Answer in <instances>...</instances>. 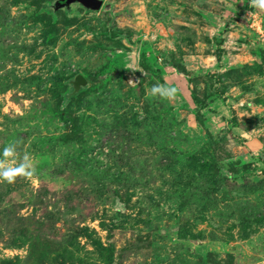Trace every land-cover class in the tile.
<instances>
[{
	"label": "rangeland",
	"instance_id": "rangeland-1",
	"mask_svg": "<svg viewBox=\"0 0 264 264\" xmlns=\"http://www.w3.org/2000/svg\"><path fill=\"white\" fill-rule=\"evenodd\" d=\"M260 31L253 0H0V149L36 167L0 264H264Z\"/></svg>",
	"mask_w": 264,
	"mask_h": 264
},
{
	"label": "clouds",
	"instance_id": "clouds-1",
	"mask_svg": "<svg viewBox=\"0 0 264 264\" xmlns=\"http://www.w3.org/2000/svg\"><path fill=\"white\" fill-rule=\"evenodd\" d=\"M253 5L264 9V0H253ZM149 91L154 97L174 99L177 90L163 84H154ZM35 173L36 167L31 154L25 152L20 156L14 142L0 149V180L11 184L18 177H33Z\"/></svg>",
	"mask_w": 264,
	"mask_h": 264
},
{
	"label": "water",
	"instance_id": "water-1",
	"mask_svg": "<svg viewBox=\"0 0 264 264\" xmlns=\"http://www.w3.org/2000/svg\"><path fill=\"white\" fill-rule=\"evenodd\" d=\"M73 3H78L88 10L96 11L101 7L102 0H63L64 7L70 6ZM69 84L71 85V95L75 96L87 86V80L81 74H77L73 80L69 81Z\"/></svg>",
	"mask_w": 264,
	"mask_h": 264
},
{
	"label": "trees",
	"instance_id": "trees-1",
	"mask_svg": "<svg viewBox=\"0 0 264 264\" xmlns=\"http://www.w3.org/2000/svg\"><path fill=\"white\" fill-rule=\"evenodd\" d=\"M64 7V6H63ZM50 10L54 11L56 10V5H51ZM217 60L220 58V51H218V54L216 55Z\"/></svg>",
	"mask_w": 264,
	"mask_h": 264
},
{
	"label": "built area",
	"instance_id": "built-area-1",
	"mask_svg": "<svg viewBox=\"0 0 264 264\" xmlns=\"http://www.w3.org/2000/svg\"><path fill=\"white\" fill-rule=\"evenodd\" d=\"M260 37H261L262 39H264V32H263V31H260Z\"/></svg>",
	"mask_w": 264,
	"mask_h": 264
}]
</instances>
